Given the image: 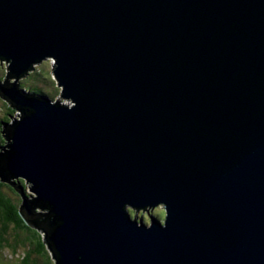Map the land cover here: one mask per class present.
<instances>
[{"label":"water","instance_id":"95a60500","mask_svg":"<svg viewBox=\"0 0 264 264\" xmlns=\"http://www.w3.org/2000/svg\"><path fill=\"white\" fill-rule=\"evenodd\" d=\"M47 59L62 100L17 84ZM0 61L53 264H264V0H0Z\"/></svg>","mask_w":264,"mask_h":264},{"label":"rangeland","instance_id":"374dc122","mask_svg":"<svg viewBox=\"0 0 264 264\" xmlns=\"http://www.w3.org/2000/svg\"><path fill=\"white\" fill-rule=\"evenodd\" d=\"M39 67L43 68L44 71L41 72L42 71L41 70L39 72L38 71ZM7 70H8L7 62H5V61L1 62L0 61V82H2V83L4 82ZM19 82H20V85L22 87L26 86L27 90H30L32 88L41 89V90L45 91L44 93L49 95V96L54 94L52 96L54 99L62 100L61 96H60L61 88L58 86V84H57V82L53 76V60L52 59L43 60L40 63L36 64V66L33 68V70H31L27 75L19 78ZM55 91H58L59 93H57V92L54 93ZM63 101L65 103L69 102L68 100H64V99H63ZM6 111H7V113H11V109L9 108L8 102L3 97L0 96V121H1L2 117L5 116ZM12 115H13V117H17L20 115V111L15 109V113ZM0 124H1V122H0ZM1 138H2V135H1V129H0V144L2 143ZM29 189L30 188H28V190H27L28 193L35 194L34 192H32ZM2 190L6 194L11 196L13 198V200L18 203V205H20L19 199L21 200V195L19 192H18V194L14 193L8 186H3ZM130 212L132 213L133 216L135 215L134 209H130ZM164 213H165V211L163 210V207H161V206L156 207L154 210H151V214H155L160 218L164 217ZM136 214L139 218L143 217L146 222L150 221L148 212L146 210H140ZM161 214H162V216H161ZM26 228H27V232H29V235H30L29 239L33 242V245L31 243H29L28 240L26 242L24 240L25 243L20 242L19 244H17L15 242L16 239L22 238L24 234L21 233V236H19L20 234L15 233L12 226H11L9 228V229H11V231L8 233L7 242L17 244V254H15L10 249L8 243H5V247L3 248L4 250L0 249V255L2 256V260H3V261L0 260V264H19V263H17L18 260L16 257L19 256L20 259L22 257L24 258L25 257V254H24L25 251H28V253H29L30 250H32L34 248V245H38L39 235L36 233L34 227L29 226ZM33 233H35L37 236L36 237L33 236ZM42 241H43V239H42ZM38 248H40V247L38 246ZM45 249H46V251H45ZM45 249L41 248L40 250L42 252H47L48 256L51 257L50 251L47 249V247ZM37 256L38 255L33 252L32 256H31V258H29V260L32 261V259H35L34 257H37ZM4 257H6V258H4ZM7 259L9 261H7ZM48 259L49 260L47 262H49V264H53V262H54L53 258L51 257V259L50 258H48ZM40 261H41V264H44V261H42L41 259H40ZM45 264H48V263H45Z\"/></svg>","mask_w":264,"mask_h":264},{"label":"trees","instance_id":"16d2710c","mask_svg":"<svg viewBox=\"0 0 264 264\" xmlns=\"http://www.w3.org/2000/svg\"><path fill=\"white\" fill-rule=\"evenodd\" d=\"M31 70H33V69H31ZM38 71L39 72L40 71L43 72L44 70H43V68L39 67ZM29 72H27V74ZM7 75H8V77H7L8 79L6 81H11V80H9V78H10L9 74H7ZM17 84H18V86L21 89H24L26 91L35 92V93H39V94H45L44 93L45 91H43L41 89L32 88L30 90H27L26 86L22 87L20 85V82H17ZM56 92L59 93L58 91H55L54 93H56ZM53 95L54 94H52L50 97L54 100V98L52 97ZM9 108L11 109V113H7V111H6L5 116H3L1 121H0L1 122V124H0L1 135H2V128H3L2 127V121H7V122L12 121V119H13V115L12 114L15 113V108L11 107L10 104H9ZM1 142H3L1 144L6 143L3 135H2V138H1ZM3 186H8L16 194H18V191L15 188L16 187H23L25 193L27 195H29V193L27 192V190L29 188V185L27 184L25 179L17 178V177H14V176H6L4 178V180L0 179V249L4 250L3 248L5 247V243H8L7 242V236H8V233L11 231V229H9L11 226H12V228H13L15 233L20 234L19 236H21V233L24 234L22 238H17L16 239L15 242L17 244H19L20 242L21 243H25L28 240L29 243H31L33 245V242L29 239L30 235H29V232H27V228H26V227H29V225H27V223L25 222L24 218L19 213L20 205L22 203V198H21V200L19 199L20 205H18V203L15 202L11 196L6 194L2 190ZM32 200L36 204V206L34 208L35 212H37L36 210H38L39 212H42V213L49 212V207L46 204L39 203L38 200L36 201V198L34 196H32ZM161 216H162V214H161ZM35 231L39 235L38 245H34V248L32 250H30L29 253H28V251H25L24 252V254H25L24 258L22 257L20 259L19 256L16 257L17 260H18V262L16 261L17 263H19V264H41V261H40V259H41L42 261H44V264L45 263L49 264V262H47V261L49 260L48 258L51 259V257L48 256L47 252H42L40 250L41 248L42 249L46 248L44 240L42 241V239H43L42 234H40V232L38 230H35ZM33 236L36 237L37 235L35 233H33ZM24 240H25V242H24ZM17 244L8 243L10 249L15 254H17ZM38 246L40 248H38ZM45 251H46V249H45ZM33 252L36 253L38 256L34 257L35 259H32V261H30L29 258H31ZM4 258H6V257H4ZM0 260H2V256L1 255H0ZM7 261H9V260L7 259Z\"/></svg>","mask_w":264,"mask_h":264},{"label":"bare ground","instance_id":"6f19581e","mask_svg":"<svg viewBox=\"0 0 264 264\" xmlns=\"http://www.w3.org/2000/svg\"><path fill=\"white\" fill-rule=\"evenodd\" d=\"M47 60H49V59H47Z\"/></svg>","mask_w":264,"mask_h":264}]
</instances>
